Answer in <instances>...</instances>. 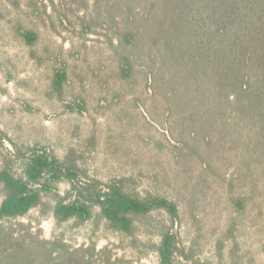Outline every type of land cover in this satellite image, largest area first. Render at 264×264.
Segmentation results:
<instances>
[{
    "label": "rangeland",
    "instance_id": "1",
    "mask_svg": "<svg viewBox=\"0 0 264 264\" xmlns=\"http://www.w3.org/2000/svg\"><path fill=\"white\" fill-rule=\"evenodd\" d=\"M26 1L17 10L0 0V130L7 136L0 167L13 145L40 146L77 163L91 179H124L133 194L174 201V264H264V202L253 189L257 179L240 178L237 135L211 122L192 95L179 100L172 77L180 71L164 49L139 43L123 51L107 19H90L97 17L92 5L91 16L85 13L89 27L77 17L83 12L68 11L72 0L54 6L35 0V11ZM18 24L38 33L35 50L17 36ZM125 56L132 61L129 78L120 71ZM58 70L66 72L60 99L50 90ZM67 189L62 182L54 192L63 196ZM242 195L249 201L240 212L234 200ZM2 198L0 189V204ZM44 201L45 210L10 222L22 224L17 235L70 249L95 246L99 258L125 264H159L153 247L162 225L171 224L165 214L138 220L129 237L110 229L97 209L85 223L57 225L53 201Z\"/></svg>",
    "mask_w": 264,
    "mask_h": 264
},
{
    "label": "trees",
    "instance_id": "2",
    "mask_svg": "<svg viewBox=\"0 0 264 264\" xmlns=\"http://www.w3.org/2000/svg\"><path fill=\"white\" fill-rule=\"evenodd\" d=\"M4 1L12 8H21V0ZM47 1L54 6V0ZM72 3L75 7L68 11L75 15L83 12L82 17H77L89 27L85 13L91 16L90 5L97 14L90 19H107L104 22L111 24L123 51L135 50L139 43L164 49V55L180 71L172 77L183 89L176 91L179 100L192 95L206 105L205 113L211 122L237 135L236 143L241 147L240 178H256L253 189L260 192L264 202V0ZM25 7L38 10L35 0H27ZM15 32L25 46L35 50L36 31L18 24ZM123 63L121 74L129 78L131 58L125 56ZM65 82L66 72L56 71L50 90L59 99ZM6 138L0 130V146ZM62 182L67 183L68 189L60 196L54 191ZM0 189V264H125L121 259L99 258L102 251L96 252L95 246L70 249L62 241L17 235L15 228L22 224L10 222L31 210H45V199L53 201L51 214L57 225L70 220L85 223L97 209L110 229L129 237L138 220H146L154 212L165 214L171 224L162 225L160 241L153 249L159 264H174L178 246L171 227L178 219L176 203L161 196L133 194L124 179H91L77 163L59 159L40 146L23 149L13 145L11 154L2 160ZM248 201L245 195L234 200L240 212Z\"/></svg>",
    "mask_w": 264,
    "mask_h": 264
}]
</instances>
